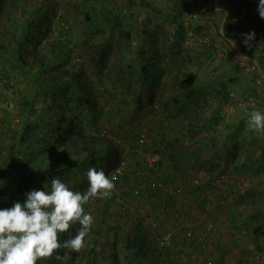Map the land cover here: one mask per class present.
I'll use <instances>...</instances> for the list:
<instances>
[{"label": "rangeland", "instance_id": "obj_1", "mask_svg": "<svg viewBox=\"0 0 264 264\" xmlns=\"http://www.w3.org/2000/svg\"><path fill=\"white\" fill-rule=\"evenodd\" d=\"M28 1V5L31 7V11H29L30 16L37 6H45L43 9L46 8L43 14V9L38 10L37 14H39L36 16V21L38 22L42 21L43 23H47L52 20L56 11H60L62 15H64L65 19L72 26L70 38L72 42L66 43V48L72 51V62L76 64V69L74 71H82L81 79L89 89L98 88V85L102 84L105 87L104 89H107L114 95L115 99L112 100H106L104 97H102L103 99L101 98L102 104H105V109L110 112L113 111L111 119L102 120L104 118L102 117L90 121L93 119L91 118L87 122H84L82 126L85 135H94V131L98 129V127L100 130L105 128L107 131H111L115 134L116 138L119 139L116 141L119 147H121L126 137L134 138L136 133L144 131L143 133L146 135L147 143H149L159 155L160 168L156 172L158 178L160 177L168 181L169 184L175 187L193 185L198 187L204 186L203 188L205 189L209 186L210 179L213 180L210 183V185L213 186L211 188H214L216 184L219 186L225 185L227 175H229V181L233 182V185L236 184L237 188L241 187V192L237 194V197L227 195V198L223 197L222 199H216V202H218L220 206L218 208H226L225 210H228L231 213V217L235 219L230 218L225 220L221 216L222 219L218 224H216L215 220L211 221V219H208L212 223H215L213 225L215 236H213V233L212 240H207L204 244L192 240L200 245L201 251L199 253L195 249V246L190 247L191 253H178L179 251L175 249L173 245L171 247L162 245L160 241H158V236L160 238L161 233L157 231L162 228V224L158 229H155L146 224L142 225L138 223V225H140L139 227L146 235L148 245L147 248H144L143 252H139L136 257H133V264H196L197 262L199 264H208V260H211V258L216 259L217 264L215 255H221L222 261L228 264H245V258L254 259L255 261L251 264H264V250H259L256 247L255 249L258 251L245 248V246H248L245 242V234L248 238H252L255 234L253 230L255 226L249 227L250 224L248 219L254 218L259 220L260 223L258 227L263 228L262 231L264 230V200L257 186L258 182L254 183L256 187L254 188L255 191H245V187H247V189L251 187L249 184H246L245 169H248L251 173L258 172L259 170V168H256L258 164L253 161L258 151L261 149L259 140H257L258 138L255 139L253 135L248 133L245 134L244 125L241 126V129L239 128L233 133L234 137L231 141L227 139L219 141L218 136L207 134L206 130L199 126L200 121L203 119V115L199 113V101L196 100L194 104L195 98L192 96L191 98H184V100H182L183 104L180 105L177 97L179 83L176 79L175 82H170L168 85L167 82H163L162 80L163 74L160 73L161 69H155L157 73H150L149 75H146L145 72L146 67L152 66V64H148L149 57L145 55L147 51V42L151 37L148 34L147 25H152V27L153 25L157 26L160 30L164 28L163 31L166 32L163 33V40L168 42L174 34L173 30L176 31L178 27H183L185 30V24L187 23L186 19L188 18L187 15L194 7H197V0H185L184 5H187V7H185L184 10L190 8L181 15L180 20H178L176 15L180 12L179 6L182 0ZM258 1L259 0H233L227 2L226 0V5L222 6V8L227 7L228 11L229 8L235 7L233 8L234 13L245 15V24H239L238 27L242 30L241 28L245 25V34L254 32L255 38L251 40L254 43H256L257 38L259 39L260 36L258 31L262 22L264 23V18H261L258 12ZM12 2L13 0L1 1L0 6H4L6 10H13L11 15H15L16 13L20 16L27 10L24 3L19 2V7H16ZM49 3H51L50 6L48 5ZM207 6L208 7L201 9L198 19L191 21L192 25H196L200 28L201 25L199 23L200 21L203 23L205 18H207V21H212L211 17L215 16L208 11H211L213 6ZM87 14H90V19L85 17ZM56 15L54 17L55 20ZM234 16L232 17V22L235 19ZM45 17L48 21L45 20ZM9 19L10 18L6 17L0 18V23L3 21L7 24V26L3 24L0 25V33L8 29L10 42L13 39L15 28L10 26L11 19ZM116 21L119 23L116 24ZM230 21L229 19L228 23ZM222 27L223 25L220 22L219 31ZM184 32L185 35H187L186 31ZM3 38L4 37L0 35V44H8ZM244 39L245 37L243 40ZM43 41L44 39L42 42ZM30 43L33 45L29 48L31 53L45 52L48 54L50 52V47L44 46L45 44L41 45L40 42ZM238 43L242 44V42ZM262 49L264 50L263 47ZM157 53L161 55L165 54V51L158 50ZM228 53L229 55L230 53L233 55V52L230 50H228ZM235 55L236 52L234 53V58L236 57ZM239 55L240 57H236L233 61H239L240 64L244 65V70L248 74H246L247 76L245 78L252 82L254 77L260 76L258 67L261 66H256L255 61H257V59L261 60L262 57L258 52L249 55L245 53L243 49H241V54ZM56 58H53L51 62L49 60V68L47 69L52 73L59 74L63 72L66 67L64 61ZM136 58H138V60H136ZM36 67L37 65H34L33 61H28V63L23 66V70H26V72L22 69L20 70L21 76L26 75L25 77H27V75H36L39 72L36 70ZM39 67L40 70L43 69V67L46 69L45 66H38L37 68ZM74 71L72 72L73 77L71 73L67 75L75 80ZM3 75L5 80L0 84V98L4 101L13 102L15 108L12 112H7L5 110H0V112L6 114L9 122L13 120L17 124L22 122V114L26 113L22 112L26 109L21 110L24 107L27 108V112L33 117V115H35V107L38 109L43 105V103H37L40 93L33 92L32 88L28 91L30 82L19 85L16 73L14 76L6 75L5 73H3ZM148 76H151L153 80L148 82ZM7 85H10V87H7ZM263 86L264 83L262 80L260 93L263 92ZM12 88H15V90L17 88L18 90L16 91L18 92H27L24 94V97L21 93L18 94L17 92L19 96L18 99L8 98L7 95L11 92ZM202 92L206 93V91ZM205 102L206 101H202L201 104L203 105ZM57 115L60 117L61 113ZM64 115L66 117H72L70 111H65ZM122 119H124L123 123ZM30 125L31 123L28 125L24 124V128ZM140 128H142V130ZM15 129H18V125ZM29 130H31L33 134L37 132L36 128H33V126L29 128L28 131ZM34 137L29 138L27 135L20 136V133L14 132L9 136H4L1 135L0 128V142L3 140L6 141L0 144V154L7 153V150H10L12 154H16L17 150L20 152L21 149L26 146V142L31 143L32 141L33 146L37 144L38 147L40 146L54 155V160L52 161V166L54 168H56L57 163H69L67 160H71V158L66 157V155L68 152L71 154L70 145L72 143V138L61 139V141H64L62 146L52 147L49 140L41 141L40 139L37 142ZM18 140L20 145L17 143ZM248 153L252 154L253 160H251L250 163L245 162V155ZM240 154L242 155L238 158L237 156ZM132 160L136 159L133 157ZM4 161L5 159H0V164L2 165ZM214 163H217V167ZM137 167L141 169L140 164H138ZM132 168H134V163L132 164ZM130 170L132 169L130 168ZM217 171V175L213 176L212 174ZM108 172L109 170L106 174H108ZM70 174L72 175V171L67 173L64 177H61V180L70 187H75L73 177H71ZM130 174L132 178H129L128 182H130V186H132L135 179L132 176V172H130ZM164 175L168 176L169 180L165 178ZM54 178H56V176ZM48 180L49 179L46 180L47 183L50 181ZM114 184L115 187L112 194L114 192L119 193V185L116 183ZM198 191H200V189ZM120 195L122 196L123 193L120 192ZM120 195H118L116 199L114 198L111 203V207L114 209H112V213H107L103 217H101L102 215H96V213H98L100 209V211H102V206L99 205L105 198L90 200L89 205H85V209L94 217L92 227H95V223H104L105 220H108L107 217L112 219L116 217L121 220H126L125 224L130 221L127 229L117 232V230L115 231L109 227L102 228L95 233V235L99 237L92 241H90L91 238L89 239V237H93L90 230L85 237L84 246L78 252H74L77 256L73 257L72 253H70V257L72 259L75 258L76 261L74 260L75 262L72 263V259L70 258L68 264H92L91 257L93 255L91 253H95L94 255L97 258L102 256V258L99 259L102 261V264H117L113 262L114 259L119 261L118 264H129V261L124 257V253L126 252L124 250L125 240L127 237L132 238V230H138V228L134 227L135 216L130 218V212L138 213L139 221L141 220L142 222L145 217H148L151 213L143 210V206L136 209L137 206L133 205V203L137 201H134L130 196L125 197L123 200L124 203L119 201L118 198L121 197ZM214 196L218 197V195ZM157 197L159 196L157 195ZM226 200H229L228 204H226ZM21 202H23V200ZM161 207L166 208L165 211L170 209V207H164L163 205L154 207L153 209L157 210L154 212V215H158L161 211ZM150 208L152 209V206ZM204 214L210 215V212L205 211ZM225 223H227V225L226 229L223 231L224 235L228 231L227 238L221 241L223 232H219V230L224 228ZM72 227L70 230L72 231V235H75L80 225L77 223ZM164 227L166 226L164 225ZM164 230L165 228L162 229V232ZM214 240H216L220 246H217ZM209 244L212 245L216 253H213L211 249L208 250ZM221 244L227 246L228 250L223 251L221 249ZM248 244L261 245L264 248V232L262 240L258 241L252 239L249 243L248 239ZM250 248H252V246ZM113 249L116 253L115 258H113ZM220 250H222V253ZM96 253L101 254L97 256ZM54 259L55 258H53V260ZM214 261L213 263L215 264Z\"/></svg>", "mask_w": 264, "mask_h": 264}, {"label": "crops", "instance_id": "obj_2", "mask_svg": "<svg viewBox=\"0 0 264 264\" xmlns=\"http://www.w3.org/2000/svg\"><path fill=\"white\" fill-rule=\"evenodd\" d=\"M186 1H190V0H186ZM184 2L185 0H182L181 5L179 6L180 12L179 14L176 15L178 20H180L181 15H183L186 12V10L190 8L189 7L184 10V8L187 7V5H184ZM233 8L235 7H231L230 12L228 11L229 15H227V13L225 12L216 10L215 8H213L211 11H208L209 13H213V16L215 17H211L212 21H209V20L207 21L206 20L207 18L205 17H204L205 21L203 23L202 21H200L199 24L201 25V27L203 26L204 29H202L201 27L198 28L196 25H192L191 27L192 37L191 38H189L188 35H185L184 31H186V34H187V30L186 28L184 30L183 27L181 26L182 28L178 27L176 31L173 30L174 34L171 37V40L168 42H165L163 40V33L166 32V31H163L164 28L160 30L157 28V26L153 25L152 27V25H147V31H149L148 34L151 37L147 42V51L145 55L149 57L148 64H152V66L150 65L146 67L145 72H146V75H149L150 73H157L155 69L156 70L161 69L160 73L163 74L162 80L163 82H167L168 85L170 82L172 83L175 82V79H176L177 82L179 83L178 91L179 93H181L177 96L180 105L183 104L182 100H184V98H191L193 96L195 98L194 104L196 100H198L199 109H200L199 113L203 115V119L202 121H200L199 126L203 128L204 130H206L207 134L218 136L219 141H223L225 139H227L228 141H231L232 138L234 137L233 133L237 131V129L239 128L241 129V126L244 125L245 134L248 133V134L253 135L255 139L258 138L257 140H259V144L262 146L264 145V132H257L255 130L249 129L246 124V119H247L248 114L253 109L264 110V86H263V92L259 94V99L255 101V103L250 104L246 106L245 108H238L232 104L226 103L227 93L229 90L233 88H238L240 91V94L247 97L250 91V86H251V82L245 78L248 74L244 70V65L240 64L239 61H233L236 58V57L234 58V50L235 52H238L237 50H239L236 47L235 43L243 42L244 41L243 38L245 37L244 34L239 31V29H237L235 26L233 27L232 17L235 14H237V13H234ZM28 15L29 14H27V16ZM28 18L29 17H27V19ZM229 19L231 21L228 23ZM220 22L223 25L222 29H220L221 33L219 31ZM230 24L232 26V30H229L227 28V26ZM23 29H25L24 26H23ZM204 32L211 33L213 38L216 40H222L221 41L222 46L225 47L227 52L228 50L232 51L233 55L230 53V58L224 61V60H221L213 50L205 49L204 45L197 38V36L201 35ZM158 50L165 51V54H161V55L158 54L157 53ZM246 50L247 49L245 48L244 52ZM257 52L259 55H261L262 59L261 58H260L261 60L257 59L255 63H256V66H261V67H258L260 70V72L258 73L262 77L263 83H264V50L262 49L261 46L258 45L254 49L253 54ZM30 56H33V55H30ZM136 60H138V58H136ZM28 61L32 62V58H29ZM1 63H3V59H0V66L2 67ZM34 65H37V67L43 66L35 62H34ZM37 67H36V70L39 71L37 74H40V75H37V74L34 76L27 75V77H25L26 75L21 76L20 70L17 68L16 77L19 82V85H22L26 82H30L28 91H30L32 88L33 92L40 93L38 95L39 100L37 101V103H43V105L40 106L38 109H36L35 107V115H33L34 118L27 112L26 107L21 109V110L26 109L22 111L26 113L22 114L21 121L23 122V121H26V119H28L25 122V125H28L31 123L29 127H25V128L22 122L18 124L15 123V121L13 120H12L13 123L9 122L6 114L0 112L1 135L9 136L11 133L14 132V133H20V136L27 135L29 138H32L37 134L34 137V139H36L37 142L40 139L41 141L49 140L50 145L52 147H57L58 145L57 142L60 141L61 139L72 138L70 135H67V130L69 129V126H68L69 122L65 125H62L63 127H60L59 129H54L53 131L52 129H49L45 131L48 135L47 136L44 135L45 132L41 131L42 124H43L42 122L43 116H46V119H49L50 115L55 114L56 112L54 110H49L48 112H45L44 108L47 106V102H45L44 96L53 89V87L55 86V83L61 84V85L64 83L65 85V84H68V82H72L73 80H72V77L67 74L56 75V73H52L51 71H49L48 69H45L44 67L41 70H40V67L39 68ZM4 69H7L6 65L4 66ZM23 71L26 72V70H23ZM53 75H56L55 76L56 78H54ZM59 77H62V78H59ZM151 80H153V78L151 76H148L147 81L150 82ZM233 86H236V87H233ZM16 90L18 89L16 88ZM16 90L15 88H12L11 92L7 95V97L18 99L19 98L18 94L21 93L22 96L24 97L25 96L24 94L27 92V91L18 92ZM202 91H206V93ZM202 101H206V102L202 105L201 104ZM112 113L113 111L111 112L110 115H108V117H106L108 118L107 120L111 119ZM39 117L41 118L42 121L40 120ZM105 119H102V120H105ZM17 125H18V129H15ZM32 126L33 128H36L37 130L35 134H33L31 130L28 131V129L31 128ZM43 135L45 137H43ZM3 141H1L0 144ZM17 143L19 144V140L17 141ZM63 143L64 141H62V144L60 146H62ZM32 144H33L32 141L31 143L26 142V146L21 149L23 153L17 150L16 154H12L10 150H7V153L5 152V153L0 154V159H5L3 164L9 163V165H11L5 177H3L2 174L0 175V191L1 192H6L7 189L8 191H12V190L16 191L15 189H18V190H21L22 193L29 192L33 189L42 190L44 189L45 184H48V187H50L49 184L55 176L56 178H59V179L63 177L60 174L59 175L55 174L54 176H49V177L47 175V177L45 176L44 179H40V180H38V178H35L36 175H34V173L37 171L32 170L31 169L32 166H34L35 163H40L41 160H44L43 162L45 165L46 164L45 159H48V163L52 167V161L54 160V155L51 152H48V150H45L40 146L38 147L37 144L35 146H33ZM71 145H70L71 154L68 152L66 157H70L71 159H73L72 154L74 153L72 152ZM78 153H80V151ZM241 155L242 154H240L237 157L240 158ZM254 160H255L254 162L258 164V167L256 168H259V170L258 172L251 173V171H249L248 169H245V177H246L245 179H247L246 184H249V186H251L250 189H247V187H245V191L247 190H249L250 192L255 191L254 188L256 187L254 186V183L258 182L257 186L259 187L262 193L263 200H264V150L260 149L257 155L255 156ZM67 161L69 162L68 164L71 163V160H67ZM259 165H261V167ZM40 166L42 165L40 164ZM217 173L218 171L212 175L216 176ZM85 175H86V172L84 173V175L82 174V176H84V180H85ZM70 176L73 177V172H72V175L70 174ZM5 178H7V184L5 186H2V182L5 181ZM28 178H31V179L27 180ZM165 178L169 180L168 176H165ZM223 178H226V177H223ZM47 179L50 180V181L48 180L49 183H47L46 181ZM211 181L213 180L210 179L209 186L207 187L208 189L207 188L204 189L203 188L204 186L198 187V186H193V185L187 186V187L185 185V187L179 188L178 186L175 187L171 184L168 190L158 191L157 192L158 194L154 193V195L156 196H151L147 199L145 197L140 198L139 203H140V206L143 205V210H145L146 212L152 213V214H154V212L157 211L156 209H153L154 208L153 205H157L158 207L159 205L167 204L165 206L170 207L168 212L158 213L159 222L162 224V228L157 230L161 233L160 235H162V229L165 228L164 231H168L167 228L168 229L173 228L176 222H180V221L184 222L186 220L191 223V225L187 228H190L199 234H205L206 233V230H205L206 223L211 222L212 220H215L216 224H218V222L221 221L222 217L225 220L226 219L228 220L230 218L235 219L234 217H231V213L228 210H225L226 208H222V209L218 208L220 206H219V203L216 202V199H220V198L222 199L223 197L227 198V195H233V197H237V194L241 192V187L237 188L236 184L233 185V182L229 181V175H227L225 185L223 184L219 186L218 184L213 182L216 185L214 188H211L213 187L212 185H210ZM73 182L75 185V187H71L73 190L81 191V192H84L87 190V186H80L78 182L76 181H73ZM199 189L200 191H198ZM157 195L159 197H157ZM214 195H218V197ZM203 196H204V201H203ZM214 197L216 198L212 199ZM24 199H25V196L23 197V201ZM109 201H110V197L103 199V202H101V204L99 205V206H102V211H100L101 210L100 209L98 213L95 212L96 215H99V216L102 215L101 217H103L107 213H112L114 209L111 207L112 204ZM226 201H227L226 204H228L229 200H226ZM87 205H89V203L86 204V206ZM149 206L150 207L152 206V209ZM0 208H2V205H0ZM205 211H209L210 215L204 214ZM107 218L108 220H105L104 223L102 224L95 223V227L91 228V233L93 234V237H89V239L91 238L90 241L95 240L96 238L99 237V236H96L95 233L102 228L104 229L106 227H109L119 232L121 230H126L127 226L130 223V221H128L127 224H125L126 220H121L116 217L113 219L110 217H107ZM208 219H211V221ZM248 220L250 224L249 227H254V226L258 227V224L260 223L259 220H256L254 218H251ZM164 225L166 227H164ZM226 225L227 223H225L224 228L222 230H219V232L221 231L223 232L221 236V241L224 238H227L228 231L225 233V235L223 231L224 229H226ZM255 227L253 229L255 234L253 235L252 238L250 237L248 238L245 234V242L248 245V246H245V248L247 249H255V247L257 248V245L255 244L254 245L248 244V239H249V243H250V240L252 239H256L258 241L263 239V232H264V230L262 231L263 228H260V227L255 228ZM183 232L184 231L180 230L178 233L175 234V238L173 239L175 244H173V247L179 251L178 253H191L190 247L195 246V249L199 253L201 251L200 245L193 242L192 240H187ZM69 234L72 235V231L70 229H69V232L62 234L63 239H68ZM213 236H215V233L213 234ZM211 238H212V235L208 237V240L210 241ZM158 240H159V236H158ZM214 241L217 243L216 240ZM217 246H220L219 243H217ZM251 246L252 248H250ZM210 249L213 251V253H216L211 244H209L208 246V250ZM221 249L223 251H227L228 247L221 244ZM257 249L255 250L258 251ZM222 250H220L221 253H222ZM72 254L74 253L72 252ZM94 254L93 256H95ZM96 254L97 256H100L101 253H96ZM215 257L217 259H220V264H228L222 261L221 255L220 256L215 255ZM96 258L97 257H95L96 264L97 263L102 264V261L99 260L100 258H102V256L98 257L97 259ZM110 259H111V256H110ZM52 260L53 258L43 259L39 262V264H53L55 259L53 261ZM211 260L216 261V259L214 258H211ZM253 261L255 260L245 258V264H251ZM196 264H199V263L197 262Z\"/></svg>", "mask_w": 264, "mask_h": 264}, {"label": "trees", "instance_id": "obj_3", "mask_svg": "<svg viewBox=\"0 0 264 264\" xmlns=\"http://www.w3.org/2000/svg\"><path fill=\"white\" fill-rule=\"evenodd\" d=\"M1 1L4 2L5 0H0V2ZM19 2L24 3L25 8H27V10H25L24 13H22L20 16L16 13L15 15H11V12L13 10H6L4 6H0V18H10V26L15 28L13 39L10 42L8 37V29L3 31V33H0V35L4 37L3 40L5 42H8V44H0V59H3V63H1L2 70L0 69V73L14 76V74L17 73L16 69L18 68L19 70H21L24 64L28 63L29 58H32L33 62L39 63L40 65L45 66L47 69L49 68V63L51 62V60L57 57L56 59H60L61 61L65 62L66 68L63 72L56 75H65L71 73L73 77L72 72L76 69V64H73L72 62V51L69 48H66V43L72 42L70 39L72 26L65 19L64 15L63 19L66 20L65 24H68L66 30L64 29L66 28L65 25L57 23L54 17L50 21L46 20L47 18L45 17V20L48 21L47 23H43L42 21L38 22L36 21V16L39 14H37V12L38 10L43 9V7L45 6H37L35 10L32 11L33 14L30 16L29 11H31V7L28 5L29 1L13 0L12 3L16 7H19ZM48 5L50 6L51 3H49ZM45 9L46 8L43 9L42 14L44 13ZM27 14L29 15L27 16ZM27 17L29 18L27 19ZM85 17L87 19H90V14H87ZM115 23L118 24L119 22L116 21ZM2 24L7 26V24H5L3 21L0 23V25ZM23 26L25 27V29H23ZM227 28L229 30H232L231 24L228 25ZM64 35H66V37H64ZM43 39L44 41L42 42ZM30 42H40L41 45L45 44L44 46L50 47V52L48 54H46L45 52L31 53L29 48L33 45ZM5 65L7 69H4ZM81 74L82 71H74L75 80L72 78L73 81L68 82V84L65 85L64 83L62 85L55 83L53 89L44 96V100L45 102H47V106L44 108L45 112H48L49 110H54L56 112L55 114H51L49 119H46V116L42 115L43 118L42 116L41 118L43 121L39 117L43 122L41 131L45 132L49 129H52L53 131L54 129L63 127L62 125H65L69 122L67 135H70L73 138L71 149L74 154H72L73 159H71L70 164L57 163L56 168H54L53 166L51 167V165L48 163V159H45V165L43 162L44 160H41L40 163H35L31 169L37 171L34 173V175H36L35 178H38V180L44 179L45 176L47 177V175L49 177L54 176L55 174H60L64 177L67 173L72 171L74 178L73 180L78 182L80 186H87L88 188L87 170L90 167H102L106 173L109 170V175L110 171L113 170V168L119 163L118 160L121 156V149L116 141V138L108 139L109 137L106 138L105 136L100 135V132H102V130L100 129H96L94 131V135H85V131H83L82 126L84 122H87L91 118L93 119H91L90 121L97 120L98 118L100 119L102 117H108L111 112L105 110V104H102V97H104V99L106 100H112L115 99L114 95L107 89H104L105 87L102 84L98 85V88L89 89L81 79ZM56 75H53V77L56 78ZM7 87H10V85H7ZM179 94L181 93L178 92L177 96ZM65 111H70L72 113V117H66L64 115ZM59 113H61L60 117H58L57 115ZM27 120L28 119H26V121ZM26 121L22 122L23 126ZM123 121L124 119H122V123ZM44 135L47 136L48 134L45 132ZM44 135L43 137H45ZM126 139L130 138L126 137ZM57 144V147H59L62 144V141H58ZM263 147L264 145L261 146L262 150H264ZM79 151L80 153H78ZM251 160H253L252 154L248 153L245 157V162L250 163ZM40 164L42 166H40ZM214 164L217 167V163ZM259 166L261 167V165ZM9 167H11L9 163H4L2 165L0 164V172L2 171L0 175L2 174V176L5 177L7 175ZM85 172L86 175L84 180V176H82V174L84 175ZM30 179L31 178H28L27 180ZM128 179L125 178L122 185L115 182L119 185V193L115 192V194H111L109 202L112 203L113 199H116V197L120 195V192L123 193L122 196L120 195L123 199H125L126 196H133L131 192L133 184L132 186H130V182H128ZM6 184L7 178H5V181L2 182V186H5ZM15 190L16 191H8L7 189L6 192L0 191V205H2V208L11 207L15 202H21L23 200L25 193H22V191L18 189ZM153 206L157 207V205ZM130 213L131 218L135 216L134 227L138 228V230L131 231L133 234L132 238L127 237L126 240L124 239L126 241L124 249L126 252L124 253V257L129 261V264H133V257H136L137 253L143 252L144 248H147L148 241L146 239V235L143 233V230H141V228L139 227L140 225H138V223L144 225L141 220L139 221V214L136 212ZM62 234L61 239L63 240ZM257 248L259 250H264L261 245H257ZM63 252L64 250L61 249L60 254L63 255ZM112 253H114L113 258H115V251ZM91 254L93 255L94 253ZM72 256L76 257L77 254L74 253L72 254ZM74 260L75 258L72 259V263L76 261ZM91 262L92 264H96L95 256H92ZM113 262L118 264L119 261L117 259H114ZM53 264H60V261H57L55 259Z\"/></svg>", "mask_w": 264, "mask_h": 264}, {"label": "clouds", "instance_id": "obj_4", "mask_svg": "<svg viewBox=\"0 0 264 264\" xmlns=\"http://www.w3.org/2000/svg\"><path fill=\"white\" fill-rule=\"evenodd\" d=\"M258 12L260 17L264 18V0H259ZM244 36V43L248 44L255 38V33H246ZM4 80L3 73H0V84ZM0 110L13 111L4 106H0ZM246 124L249 129L264 132V110L253 109L247 116ZM138 133L134 138L125 141L136 139ZM100 135L110 139L116 138L105 128ZM147 145L151 147L149 143ZM159 163L153 174L156 178H158L156 172L160 168ZM138 164L143 168L140 162L134 164V168ZM114 180L115 177L106 174L102 167H90L87 170L88 188L84 192L75 191L61 179L53 178L50 187L45 184L42 190L33 189L25 193L23 202L17 201L11 207L0 208V264H39L41 260L47 258H55L60 264H68L70 253L78 252L84 246L85 237L94 223V217L86 211L85 205L96 198L110 197L115 187ZM157 192H153L152 196ZM136 203L138 208L141 207L138 201ZM165 205L167 204L163 206L166 207ZM153 215L151 213L149 216ZM77 223L80 228L76 234L74 236L69 234L68 239L62 240L61 234L69 232V229ZM160 225L159 222L158 226L153 228L158 229ZM168 231H163L161 237ZM61 249L65 250L63 255L60 254ZM218 260L217 264H220Z\"/></svg>", "mask_w": 264, "mask_h": 264}, {"label": "built area", "instance_id": "obj_5", "mask_svg": "<svg viewBox=\"0 0 264 264\" xmlns=\"http://www.w3.org/2000/svg\"><path fill=\"white\" fill-rule=\"evenodd\" d=\"M233 0H227V2H230ZM259 4V1H258ZM209 6H213L216 10H222L223 12L227 13L229 15V12L227 8H222L223 5H226V0H197V7H194L189 13L188 18L186 19V30L187 35L189 38L192 37V31H191V21L198 19L201 9L206 8ZM245 14V13H244ZM228 17V16H227ZM235 19L233 20V25L237 26L236 28L239 29V24H245V15L235 14ZM63 15L60 11L57 12L56 15V22L65 25L66 28L68 27V24H65V19H63ZM263 21V20H262ZM204 29V27H201ZM239 29V31L243 34H245V25L244 27ZM259 33V39H256V43L249 41L248 44H245L244 41L242 44H239L238 42L235 43L236 47L240 50H237L236 57H240L239 54H241V49L245 50V53L251 55L253 53L254 49L259 45L264 48V23L262 22L261 27L258 31ZM197 36V35H196ZM66 37V35H64ZM198 40L204 45L206 49L213 50L217 56L221 60H227L230 58L229 53L225 49L224 46H222L221 41L222 40H216L213 38L211 33L204 32L201 35L197 36ZM258 43V44H257ZM235 53V52H234ZM259 75V74H258ZM260 77V78H258ZM262 77L257 76L254 77L253 81L251 82L250 91L247 97L240 94V91L238 88H233L228 91L227 93V99L226 103L232 104L238 108H245L246 106L255 103L259 99L260 94V88L262 85ZM103 88V87H101ZM0 106H4V108L8 110H14L15 106L13 102H2L0 99ZM144 131H140L138 133V136L136 139L132 141H124L122 143L121 149V157L119 160V163L113 168V170L110 171L109 175L115 177L114 183H118L122 185L124 183L125 178H132L130 172H132V176L135 179V182H133V187L131 188L132 192V198L134 201H138L142 197H151L153 192L156 191H166L170 188V184L161 178H156L153 174L157 167V163L159 162V155L158 153L149 147L147 145V138L146 135L143 133ZM119 140V139H117ZM133 157L136 160H132ZM137 162L142 163L143 168H132V164H136ZM130 168L132 170H130ZM119 201L123 202V198H118ZM120 202V203H121ZM124 203V202H123ZM133 205H136V202L133 203ZM166 208L161 207V211L164 212ZM147 226L151 227H157L159 223L158 217L155 215L149 216L145 218V221L143 222ZM214 223L208 222L205 225V234H199L195 231H193L190 228H187L190 226L189 221H180L176 222L173 228H171L168 232L164 233L163 236L160 239V242L162 245L166 247H171L173 243L174 233L177 231H184V235L187 238V240H194L198 241L200 243H205L208 240V237H210L215 229L213 227ZM208 264H214L212 260H208Z\"/></svg>", "mask_w": 264, "mask_h": 264}]
</instances>
